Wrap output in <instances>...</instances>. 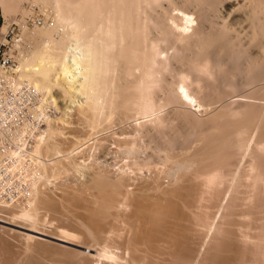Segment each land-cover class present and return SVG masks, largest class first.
I'll return each instance as SVG.
<instances>
[{
	"label": "bare ground",
	"instance_id": "6f19581e",
	"mask_svg": "<svg viewBox=\"0 0 264 264\" xmlns=\"http://www.w3.org/2000/svg\"><path fill=\"white\" fill-rule=\"evenodd\" d=\"M21 1L0 0L3 14L20 11ZM33 1L47 8L54 23L27 33L32 38L40 37L41 42L36 45L34 41L27 53H19L18 75L40 92L43 113V105L52 103L61 115L53 119L44 113L46 128L29 127L31 123L18 128V137L28 133L33 140H24L23 146L13 152L20 161L25 159L22 155L26 156L33 166L30 174L24 176L29 182L27 193L22 194L27 203L14 212L0 210V251L4 254L11 250V245L17 244L11 241L21 238L23 249L20 244L17 248L23 253L14 260L20 250L13 247L14 252L13 248L11 254L5 251L0 263L41 264L37 252L44 249L73 255L75 264H264V110L249 130L238 131L240 158L236 162L232 159L233 169L225 157L216 154L211 159H197V151L182 154L157 146L150 155L144 149L145 137L149 143L156 138L149 134V124L157 133H164L166 117L159 113L166 105L184 102L197 110L204 105L205 99L199 95L203 92L201 77L192 71L210 74L207 54L214 46L203 39L201 20H208L207 11H216L215 2ZM200 3L202 12L191 10ZM158 7L167 23H157L160 36L152 38L148 32V21L152 20L148 9ZM261 35L255 32L253 39ZM193 36L198 37L203 54L187 59V55H180L181 50L189 49L186 44ZM260 57L262 70L255 74L256 81H264V49ZM60 100L66 103L59 106ZM116 117L122 123L136 120L134 130L122 129L119 134L125 135L117 134L110 146L117 155L108 158L118 157L122 163L109 162L106 154H102V159L100 155L95 157V163H89L93 172L87 170L85 182L86 188L97 189V196L90 198L84 193L88 198L84 194L82 197L77 184L65 185L53 201L47 188H56V179L67 177L68 169L81 168L86 160L78 162L82 151L106 149V138L90 137L93 132L83 130L79 120L92 121L88 123L97 135L102 127L112 128ZM44 133L49 138H44ZM145 171L151 174L146 176ZM41 182L48 187H39ZM171 184L177 187L166 188ZM212 199L217 202V209L206 213L202 220L201 202ZM239 201H246L247 207L257 208L255 212L261 214L250 217V222L236 219L241 210L237 213L233 209ZM4 203L0 201L3 209L7 206ZM65 204L70 215L61 210ZM78 207L84 211L77 212ZM47 211L59 214L63 218L61 225L54 226ZM44 223L49 224L50 230L44 228ZM3 234L11 236V240L6 242ZM215 248L231 254L212 252Z\"/></svg>",
	"mask_w": 264,
	"mask_h": 264
},
{
	"label": "rangeland",
	"instance_id": "374dc122",
	"mask_svg": "<svg viewBox=\"0 0 264 264\" xmlns=\"http://www.w3.org/2000/svg\"><path fill=\"white\" fill-rule=\"evenodd\" d=\"M22 1L20 3V6H21L19 8L20 11L12 12L7 16L3 14L1 4H0V33L1 32L3 33L5 31L6 26H7L6 23H8L12 18L19 16L22 13L25 14L24 11L22 10H26L28 8V4H30L31 2L35 4V6H37L38 8L43 9V5L40 2L35 3L33 0L31 1L22 0ZM212 1L213 3L215 2L216 11L212 12L211 14H209L210 11L209 12L207 11V15H209L208 16L209 18L207 17L208 18L207 21H203L202 23V20L200 19L201 24H202L201 27H203L202 28L203 39L205 40L207 39L206 42L209 40V42L207 43L211 44V47L214 46L212 47V50L207 54L209 56L210 74L203 73V72L199 73L195 70L192 71L194 75H199L201 77V83L203 85V92L199 93V95L203 96V98L205 99L204 105H203L204 108L202 107L200 111V110H197L195 107L190 106L189 104L184 103V102H176L173 104L169 103L171 105L169 104L168 106L166 105L165 108H163L164 111L162 110L161 111L162 113L161 112L159 113L161 115H165L166 117V122L164 123V128L162 130L164 131V133L162 132L157 133L153 124H149L147 126L149 134H153L154 137L156 136V138L155 140H153V142L149 143V139L145 137L144 138V141H145L144 149L146 150V153L150 155L151 153H155L154 149L157 146L164 147L166 150L168 151L171 150V151H174L175 153L181 152L182 154H189V153L191 154L197 151L196 152L197 159H204V158L211 159L216 154L219 157H225V159L230 164L229 167L233 169L235 167V162L240 158V153H239L240 151L237 147L241 143V135L239 134V132L244 133L245 131L249 130V128L252 127L256 117L257 118L260 117L261 112L264 110L263 108L264 106V95H263L264 87H261V85L264 84V81L253 80L255 74L258 71L262 70L261 63H260V59H261L260 56H261V51H263L264 49V0H215V1L212 0ZM198 6L200 7V9L199 7H196V8L192 7V9L191 8L190 9L192 11L199 10V12H202L201 10L202 4L200 3ZM148 12L152 17V20L148 21L149 36L152 38L159 37L160 34L158 33L159 30H158L157 23L166 24L167 23L166 16L161 12V9L159 7L157 8V10L148 9ZM255 32H257V34L261 33L262 37L260 38L256 37L255 39H253ZM27 33L28 32L24 34L23 39L24 38L26 39L27 37V40L25 39L24 40L28 41L29 39V43H31L32 45L31 47L35 45L33 43L34 41L36 42L39 41V43L41 42L40 37L38 38L37 36V38H32ZM188 41L189 42L188 44H186V48L188 47L189 49H185V47H182L181 51L183 52L182 53L181 51L178 52V55L179 53H181L180 55L185 54L187 55V59H192L193 57L197 55L202 56L203 52L199 46L198 37L193 36L189 38ZM36 45H38V42ZM169 51L170 53L172 52L171 49ZM249 55L252 58H249L248 57ZM188 56H191V57L188 58ZM172 60L173 62L176 61V59H172ZM212 62H213V65H211ZM167 77L170 78V75H167ZM165 87L169 90V85L166 84ZM60 99H62V97ZM65 103L66 102L60 100V102H58V105L60 106L61 104L63 106ZM54 107H55V111H53L51 113L52 115H50L51 118L53 117V119L58 118L61 115V110L59 111V109H57L55 105ZM117 118L118 117H116L115 121L112 123L113 125L112 128H111V125L110 127L109 125L105 126L106 128L102 127L100 131L101 134L99 132L97 133V135L96 133H94L96 132L95 129L92 127L91 124H89V123H93L92 121L90 122V120L86 121L83 119L79 120L80 121L79 124L81 125L80 127L83 130L85 129V130H89L93 132V134H91L90 137L95 136L99 138H106V141L104 139V143H106L104 144V146L106 145L108 147L105 146L104 149L105 148L106 149L105 150L103 149V150L104 151L107 150V153H104V151L101 152L99 149L97 150V152H96V149L95 151L92 148L85 149L84 151H82V153L79 154V157H81V159L77 158L78 162L80 161L81 164H82V160L84 158L86 159V160L84 159L86 162L83 160L84 162L81 165L82 169L80 168V166L77 167V170L68 169L67 171L68 174L66 173L67 177L66 175H64L56 179V182H57L56 185L57 186L59 185L58 188L57 186L55 188V186H50L49 184L46 185L43 182H41L40 186L38 185L39 187H41L42 184H43L42 187H44V185L45 187L46 186L48 187L49 185V187L48 188L46 187V188L48 189V192H50V195L53 196V199H54L53 201H56L57 199L56 197L58 196V194H60V191H61L60 187L61 186L65 187V185H68L69 187L74 185L73 187H75V185L77 184L76 186L82 189V197L84 193H87L88 196L91 195L90 198L94 197L95 194L97 196V193H98L97 189L86 188L87 181L85 182V180H88V179H85V178H86L87 170H92V168H90L91 167L90 164H92L91 161L95 163L94 158L99 157V155H100L99 158L102 159L103 158L102 154H106V158L109 162H113L115 160L117 161L121 160L118 157L114 159L108 158V157L117 155L112 151V148L110 150V146H112L111 143L116 137H118V135L120 137H123L125 135V134L124 135L119 134V132H121L122 129H124L127 132H130L134 130V126L136 125L135 124L136 120H134L133 118L123 123L119 122ZM82 121L84 122L86 121L87 123H84ZM45 125H43V128L47 127L46 123ZM88 125L91 128L87 127ZM262 125L264 127V118H263ZM44 134L46 135V136L44 135V138H49L48 134L46 133ZM86 152L87 154H85ZM83 153H84V156H83ZM162 153L163 152H161L160 154ZM155 157H157V155H155ZM232 159H234L235 161L234 163ZM121 163H122V160L119 162V164ZM157 165L159 167L161 164H157ZM74 171L76 173H74ZM77 171H81L80 172L81 174L79 172L77 173ZM78 174L82 175L81 178H79L80 176ZM144 174L146 176H149L151 172L145 171ZM71 179L74 180L73 181L74 183L72 182ZM68 180L69 181L71 180V181L69 182ZM175 187H177V184H171L169 186H166V188L168 189H173ZM157 193H159L158 195L162 197L165 195V193L163 192H157ZM88 196L86 197L85 195L84 197L88 198ZM213 201L215 200L212 199V200H205L201 202L203 206H201L199 211L201 212L202 217L201 216L200 217L202 220L204 219L206 213L210 214L217 209L216 207L217 202L216 201L213 202ZM239 203L242 204L244 202H240V201L237 202V206L234 207L233 211L237 212L239 211V209L241 210V212L239 211V214L235 216V218L242 221L243 223L245 221L250 222V217H252L253 215L256 217L257 215L261 214L259 212H255V211H258L257 208L254 209V208L247 207L246 201L242 205H240ZM16 204L17 203L8 204L5 202L3 205H7V206L4 209L2 206H0V210L2 211L4 210L5 212L8 213L9 211L14 212V210L15 211L16 209L18 210L19 209L18 207H21V208L24 207V205L20 206L19 204V206H17L18 204L17 205ZM66 204H65V207H63L64 211H63V208L61 210L63 213L65 212V214L70 215L69 212L71 210L66 208ZM75 209H78L77 212L80 210L82 212L84 211L83 208L81 209L79 207ZM246 209L248 211H246ZM47 212H48L47 216H49L48 218L54 221L53 222L54 226L61 225L63 218H60L59 214L57 216L56 213H53L52 211H47ZM6 226L9 227L8 225ZM45 226H48V227H45ZM44 228H47V229L50 228L49 224L44 225ZM3 236H5V234H3ZM5 237H7L6 242H8L11 236L6 235ZM18 238L19 237H17V239ZM18 240L15 239V241L17 242L11 241L13 242L12 244L17 243L14 246L10 244L12 246L10 247L11 250L13 247L17 248V245L19 247V244H20L19 248H21V246L23 247V243H22L23 240L20 238L19 242L21 241V243H18ZM9 243H8V246H10ZM16 248H13L12 251L14 252V249ZM19 248H17V250ZM22 249L23 248H21V250ZM11 250L9 249V251L8 250H5V251H7V253L10 252L11 254L12 252ZM21 250L19 251V253H15V258H13L14 254H12L13 257L11 256L10 259L13 258L14 260H16V257H18L16 255H19L20 253L22 255L23 251ZM42 250L41 251L38 250L37 253L39 255H37L36 252H32L33 254L41 258L40 259L41 264L42 263L43 264H50V263L51 264H55V263L75 264L77 261L76 257H74L73 255L67 256V254L61 253V251L58 252L56 250H53L55 251L53 252L52 250H48V251L46 250L42 251ZM5 251H4V254H5ZM211 251L221 253L222 255H225V256L231 254L230 252H227L225 250L223 251L219 248H215L214 250L212 249ZM1 252L2 250L0 251V253ZM1 254H0L1 256L0 258L4 257L3 252ZM66 257L69 259H67ZM13 259L11 261L12 263L14 261ZM2 263L3 262H1L0 264ZM208 264H222V263H218V262L210 263L209 262Z\"/></svg>",
	"mask_w": 264,
	"mask_h": 264
},
{
	"label": "built area",
	"instance_id": "2783aa9c",
	"mask_svg": "<svg viewBox=\"0 0 264 264\" xmlns=\"http://www.w3.org/2000/svg\"><path fill=\"white\" fill-rule=\"evenodd\" d=\"M31 4H28L25 14L12 18L5 31L0 33V201L8 204H24L21 196L29 188L24 176L30 174L33 166V161L26 156L22 155L25 159L20 161L13 152L18 146H23L24 140H33L28 133L18 137V128L31 123L29 127L39 129L45 125L42 119L44 113L52 115L55 111L52 103H46L43 113L39 106L40 92L18 75L19 53H27L31 49V43L23 39L24 34H33L32 30L54 23L47 8L41 9Z\"/></svg>",
	"mask_w": 264,
	"mask_h": 264
}]
</instances>
